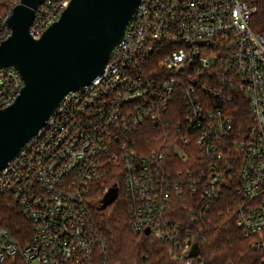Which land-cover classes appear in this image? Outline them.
Segmentation results:
<instances>
[{
    "label": "built area",
    "instance_id": "obj_1",
    "mask_svg": "<svg viewBox=\"0 0 264 264\" xmlns=\"http://www.w3.org/2000/svg\"><path fill=\"white\" fill-rule=\"evenodd\" d=\"M69 2L42 3L29 35L38 39ZM19 3L0 0V43ZM255 11L249 0H141L102 74L66 94L0 171V197L28 226L21 239L0 227V264H105L91 194L110 174L129 229L148 230L172 264H203L209 205L224 193L241 236L264 250V34L250 27ZM22 88L14 68L0 69V109ZM111 186L98 188L102 196Z\"/></svg>",
    "mask_w": 264,
    "mask_h": 264
},
{
    "label": "water",
    "instance_id": "obj_2",
    "mask_svg": "<svg viewBox=\"0 0 264 264\" xmlns=\"http://www.w3.org/2000/svg\"><path fill=\"white\" fill-rule=\"evenodd\" d=\"M45 1L20 0L7 18L10 35L0 43V69L14 68L23 81L14 102L0 109V171L44 126L66 94L102 74L141 0H70L59 19L33 39L28 30L35 10ZM117 197L112 185L100 209ZM197 254L195 243L190 256Z\"/></svg>",
    "mask_w": 264,
    "mask_h": 264
},
{
    "label": "trees",
    "instance_id": "obj_3",
    "mask_svg": "<svg viewBox=\"0 0 264 264\" xmlns=\"http://www.w3.org/2000/svg\"><path fill=\"white\" fill-rule=\"evenodd\" d=\"M249 4L256 9L250 27L254 32L264 34V0H249ZM115 176L110 174L98 181L91 194L93 221L106 246L105 264H172L160 243L129 229L126 203L119 178ZM111 185L117 187L118 197L110 206L100 209L102 193L98 188ZM227 197L224 193L221 200L209 205L206 216L209 224L199 240L200 260L203 264H257L264 257V250L252 249L250 239L241 236L232 213L226 209ZM0 227L6 228L17 239L22 238L28 227L9 196L0 197ZM262 234L264 236V232ZM1 264L23 262L18 257H11Z\"/></svg>",
    "mask_w": 264,
    "mask_h": 264
},
{
    "label": "rangeland",
    "instance_id": "obj_4",
    "mask_svg": "<svg viewBox=\"0 0 264 264\" xmlns=\"http://www.w3.org/2000/svg\"><path fill=\"white\" fill-rule=\"evenodd\" d=\"M107 253V252H106Z\"/></svg>",
    "mask_w": 264,
    "mask_h": 264
}]
</instances>
